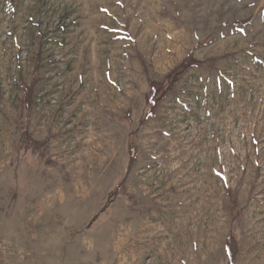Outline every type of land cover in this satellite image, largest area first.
<instances>
[{"label":"rangeland","instance_id":"rangeland-1","mask_svg":"<svg viewBox=\"0 0 264 264\" xmlns=\"http://www.w3.org/2000/svg\"><path fill=\"white\" fill-rule=\"evenodd\" d=\"M0 264H264V0H0Z\"/></svg>","mask_w":264,"mask_h":264},{"label":"trees","instance_id":"trees-1","mask_svg":"<svg viewBox=\"0 0 264 264\" xmlns=\"http://www.w3.org/2000/svg\"><path fill=\"white\" fill-rule=\"evenodd\" d=\"M238 23L244 22L241 21ZM197 61L198 60L192 52L177 65H175L167 74H165V76L161 80L156 81L151 86L150 94L147 97V103L150 106L147 115L154 116L155 109L159 105L161 100L172 91V86L176 85L182 74H184L190 67L197 64ZM34 87L35 84L29 85V87H27L26 91L24 92V102L28 107H31L33 105V92L35 89ZM133 150L135 152V149ZM227 252L230 261H233L237 253L236 240L233 237L229 238V240L227 241Z\"/></svg>","mask_w":264,"mask_h":264}]
</instances>
